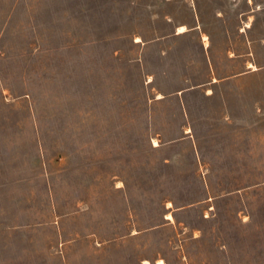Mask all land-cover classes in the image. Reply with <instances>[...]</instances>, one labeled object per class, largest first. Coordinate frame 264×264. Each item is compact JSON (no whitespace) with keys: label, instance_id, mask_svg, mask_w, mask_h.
Masks as SVG:
<instances>
[{"label":"rangeland","instance_id":"1","mask_svg":"<svg viewBox=\"0 0 264 264\" xmlns=\"http://www.w3.org/2000/svg\"><path fill=\"white\" fill-rule=\"evenodd\" d=\"M143 263L264 264V0H0V264Z\"/></svg>","mask_w":264,"mask_h":264},{"label":"bare ground","instance_id":"2","mask_svg":"<svg viewBox=\"0 0 264 264\" xmlns=\"http://www.w3.org/2000/svg\"><path fill=\"white\" fill-rule=\"evenodd\" d=\"M180 31H183L184 27H179ZM169 217H171V215H168Z\"/></svg>","mask_w":264,"mask_h":264},{"label":"crops","instance_id":"3","mask_svg":"<svg viewBox=\"0 0 264 264\" xmlns=\"http://www.w3.org/2000/svg\"><path fill=\"white\" fill-rule=\"evenodd\" d=\"M204 41H205V40H204ZM204 45H205V42H204ZM205 46H206V45H205ZM186 132H189V130H188V131L186 130ZM143 261H144V260H143ZM143 264H144V263H143Z\"/></svg>","mask_w":264,"mask_h":264}]
</instances>
